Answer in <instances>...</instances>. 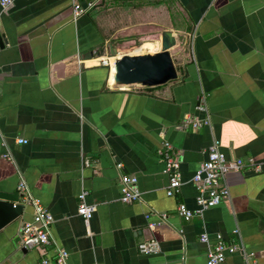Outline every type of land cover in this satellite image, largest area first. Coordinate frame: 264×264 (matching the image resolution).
Masks as SVG:
<instances>
[{
	"label": "crops",
	"instance_id": "obj_1",
	"mask_svg": "<svg viewBox=\"0 0 264 264\" xmlns=\"http://www.w3.org/2000/svg\"><path fill=\"white\" fill-rule=\"evenodd\" d=\"M163 31L177 79L114 83L100 63L109 46L154 53ZM0 33V190L18 191L23 179L53 216L52 243L25 248L20 226L33 208L24 205L0 230V264H57L55 246L67 252L62 264H206L217 234L236 246L232 264H264V0H103L76 19L70 0H37L0 8ZM200 94L209 124L182 129L186 115L203 117ZM214 139L244 165L225 176L228 198L186 221L176 207H197L191 178ZM163 141L180 163L174 196ZM121 173L136 176L140 201L121 202ZM83 190L88 220L78 213ZM151 238L157 251L139 252Z\"/></svg>",
	"mask_w": 264,
	"mask_h": 264
},
{
	"label": "built area",
	"instance_id": "obj_2",
	"mask_svg": "<svg viewBox=\"0 0 264 264\" xmlns=\"http://www.w3.org/2000/svg\"><path fill=\"white\" fill-rule=\"evenodd\" d=\"M101 1L103 0H70L73 18L76 19L88 13L98 6ZM12 3L13 0H0V8H8ZM110 57L111 56L100 58V63L107 66L109 70L111 65ZM196 109L203 114V117L197 118L186 115L180 123L182 129L190 128L193 131H197L209 124L210 114L204 94L198 96ZM17 142L25 143L26 140L19 137L17 138ZM157 151L164 162V170L168 175L166 194L168 196H174L180 192V188L183 184L180 163L174 158L175 151L169 142L163 141ZM243 165L241 159L227 160L225 154L221 150L220 141L217 139L211 141L206 147V159L199 164L191 178V182L197 190V195L195 197L197 207L195 209H190L184 203H179L176 207L177 214L188 221L195 215H200L204 210L219 205L229 196V188L225 181L227 172L239 170ZM116 166L120 168L121 164H117ZM119 182V199L121 202L131 203L141 200V191L138 188L136 176L121 173ZM17 190L20 194L19 202L23 205H30L33 208L31 220L24 221L20 226L22 246L25 248H32L51 244L50 227L53 222L52 214L41 204L38 198L33 196L25 180L21 179L19 181ZM86 195L87 192L85 190L78 194V213L85 220H88L92 216L94 206L86 202ZM158 215L162 220H165V213ZM200 241L207 242V235L202 234L200 236ZM137 248L141 253L155 252L158 249V242L154 238H151L140 242ZM55 249L57 250L56 263L62 264L67 257V252L63 249H59L57 246H55ZM235 250L236 246L226 244L222 236L217 234L214 244L207 253L206 264H232L227 259V254ZM43 262L46 263L47 261L44 260Z\"/></svg>",
	"mask_w": 264,
	"mask_h": 264
},
{
	"label": "water",
	"instance_id": "obj_3",
	"mask_svg": "<svg viewBox=\"0 0 264 264\" xmlns=\"http://www.w3.org/2000/svg\"><path fill=\"white\" fill-rule=\"evenodd\" d=\"M37 0H13V9L29 5ZM171 32L161 34V47L154 53L137 52L119 54L114 61V81L118 86H136L138 88L162 85L178 77L173 58L169 52ZM6 40L0 33V47ZM103 49L99 52V55ZM111 55L117 54V49L109 46ZM102 166H107L104 157L100 158ZM18 191L5 192L0 190V230L18 219L23 212L24 205L19 202Z\"/></svg>",
	"mask_w": 264,
	"mask_h": 264
},
{
	"label": "rangeland",
	"instance_id": "obj_4",
	"mask_svg": "<svg viewBox=\"0 0 264 264\" xmlns=\"http://www.w3.org/2000/svg\"><path fill=\"white\" fill-rule=\"evenodd\" d=\"M157 33H159V32H157ZM157 37L158 36H155L154 38H150V40L151 39H157ZM159 38V37H158ZM142 42L144 41V40H141ZM141 41L140 42H137L138 43V45L140 46V44H141ZM119 42V41H118ZM137 45V44H136ZM132 47V45H130V46H125V49H129V48H131ZM142 47L140 48V50L139 51H141V52H150L149 50L147 51V50H145V51H142ZM117 53H119V44L117 45ZM156 50V49H155ZM155 50H152V52H150V53H153V51H155ZM133 52V51H132ZM132 52H130V53H132ZM138 52V51H137ZM133 53H135V52H133ZM176 70H177V72L179 71V69L178 68H176Z\"/></svg>",
	"mask_w": 264,
	"mask_h": 264
},
{
	"label": "bare ground",
	"instance_id": "obj_5",
	"mask_svg": "<svg viewBox=\"0 0 264 264\" xmlns=\"http://www.w3.org/2000/svg\"><path fill=\"white\" fill-rule=\"evenodd\" d=\"M138 52H141V51H138ZM135 53H137V52H135ZM117 57H119V53H117V54H115V55H112V56L110 57V63H111V65H110V69L113 70V74H114V65H113V62H114V60H115ZM101 58H103V57H101ZM113 82L115 83V81H114V77H113Z\"/></svg>",
	"mask_w": 264,
	"mask_h": 264
},
{
	"label": "trees",
	"instance_id": "obj_6",
	"mask_svg": "<svg viewBox=\"0 0 264 264\" xmlns=\"http://www.w3.org/2000/svg\"><path fill=\"white\" fill-rule=\"evenodd\" d=\"M141 45H142V44H140V46H138V44H137V45L134 44V45L130 48V50H138V49L141 47Z\"/></svg>",
	"mask_w": 264,
	"mask_h": 264
}]
</instances>
